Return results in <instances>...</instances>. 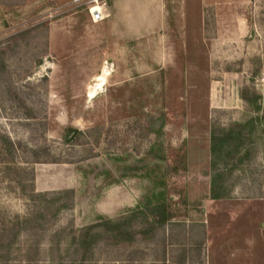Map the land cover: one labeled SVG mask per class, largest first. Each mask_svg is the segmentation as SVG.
Masks as SVG:
<instances>
[{
	"label": "rangeland",
	"instance_id": "obj_1",
	"mask_svg": "<svg viewBox=\"0 0 264 264\" xmlns=\"http://www.w3.org/2000/svg\"><path fill=\"white\" fill-rule=\"evenodd\" d=\"M123 1L103 0L110 16L95 23L69 0H0V147L2 135L17 145L21 167L0 158V228L36 213L22 184L48 199L75 191L72 208L23 232L0 264H81L71 236L164 189L188 215L131 244L103 242L84 264H171L185 248L199 264L203 239L206 264H264V113L240 96L256 91L264 109V0H158L128 13ZM235 126L246 128L241 152L214 170L212 131ZM140 159L150 165L139 175L155 169L166 185L124 175ZM219 172L229 195L213 199Z\"/></svg>",
	"mask_w": 264,
	"mask_h": 264
},
{
	"label": "trees",
	"instance_id": "obj_2",
	"mask_svg": "<svg viewBox=\"0 0 264 264\" xmlns=\"http://www.w3.org/2000/svg\"><path fill=\"white\" fill-rule=\"evenodd\" d=\"M240 96L244 99L253 110L258 114L264 113L262 107V96L256 91L249 88H243ZM254 121H252L249 135L254 131ZM165 124L163 116L161 128ZM245 126H235L231 129L219 131L216 128L212 131V167L217 170L220 160L228 161L234 159L235 154H240L242 142L239 140L244 136ZM80 134V132L78 133ZM248 135V137H249ZM77 137V136H76ZM2 146L0 147V158L4 160L6 169H20L17 165L19 157V147L15 145L8 137L1 136ZM33 159L31 162H41L43 159L37 151H32ZM47 160V159H45ZM150 165L147 159H140L134 165L127 166L123 169L124 175L143 176L159 186L166 185L165 179H160L154 173L155 169H146L145 173L139 175L144 167ZM20 184L22 179L18 178ZM226 178L223 173H215L212 179L211 195L213 199L228 198V191L224 186ZM22 191L25 192L27 198L37 204L36 213L28 218H17L5 224L0 228V253L9 252L17 242L21 234L25 231H34L43 229L46 224L55 220L59 214L72 208L75 201V191L64 190L55 193V196L48 199V194L38 193L35 190L27 191L26 186L22 184ZM165 189L155 193L150 198L151 202L145 206H138L132 213L124 215L118 219H110L101 217L97 222L80 229L78 234L71 236L72 245L76 246V253L79 255L81 264L93 258L95 250L103 243L109 242L113 245L122 246L131 244L138 240L140 235L153 236L157 230L170 224L179 216L189 214L191 208L186 203L178 204L168 202ZM205 243L204 239L198 242L196 247L198 250L199 264H206L202 257V248ZM189 251L187 248L179 254V257L172 261L171 264H188ZM6 256V255H2ZM194 259V258H193ZM164 258V263H166Z\"/></svg>",
	"mask_w": 264,
	"mask_h": 264
},
{
	"label": "built area",
	"instance_id": "obj_3",
	"mask_svg": "<svg viewBox=\"0 0 264 264\" xmlns=\"http://www.w3.org/2000/svg\"><path fill=\"white\" fill-rule=\"evenodd\" d=\"M103 0H69V3L77 8L86 10L92 21L100 23L109 18V14L106 10Z\"/></svg>",
	"mask_w": 264,
	"mask_h": 264
},
{
	"label": "crops",
	"instance_id": "obj_4",
	"mask_svg": "<svg viewBox=\"0 0 264 264\" xmlns=\"http://www.w3.org/2000/svg\"><path fill=\"white\" fill-rule=\"evenodd\" d=\"M159 1H161V0H159ZM241 0H231L230 2L232 3V5H234V6H230V5H228V4H226V2H227V0H220V2H218V4H223L222 6H223V8L224 9H227L228 7H230V8H232V7H235V6H237V5H242L241 3H238V2H240ZM129 3H126V2H124L123 1V3H124V5H123V11L125 12V13H128V11L131 9V8H133V7H135V8H137L138 10H140V9H143V7H145V5L146 4H148V3H150L151 5H153V6H155L156 8L157 7H159L158 6V0H129L128 1ZM107 12H108V14H109V11L107 10ZM110 15V14H109ZM126 16H127V14H125ZM92 20V19H91Z\"/></svg>",
	"mask_w": 264,
	"mask_h": 264
},
{
	"label": "bare ground",
	"instance_id": "obj_5",
	"mask_svg": "<svg viewBox=\"0 0 264 264\" xmlns=\"http://www.w3.org/2000/svg\"><path fill=\"white\" fill-rule=\"evenodd\" d=\"M107 73L105 72L98 77L97 79L98 83L94 86H91L89 89L90 94H96L97 90L100 89L105 84Z\"/></svg>",
	"mask_w": 264,
	"mask_h": 264
}]
</instances>
